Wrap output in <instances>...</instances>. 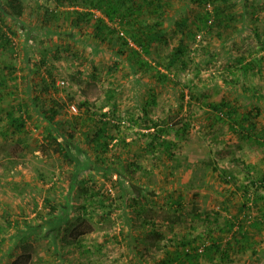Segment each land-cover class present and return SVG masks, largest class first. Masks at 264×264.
<instances>
[{
    "label": "rangeland",
    "instance_id": "obj_1",
    "mask_svg": "<svg viewBox=\"0 0 264 264\" xmlns=\"http://www.w3.org/2000/svg\"><path fill=\"white\" fill-rule=\"evenodd\" d=\"M35 1L45 0H24L28 5L27 16ZM49 3L52 1L49 0ZM208 8L212 10L213 5ZM206 9L203 6L199 9L193 4L188 11L179 9L175 14L193 18ZM239 11L240 4L234 5L232 12L238 14ZM95 13L100 14L98 11ZM245 20L244 24L236 22L239 26L234 33L222 26V29L215 27L213 31H198L193 38L187 30L185 42L188 52L182 62L167 70L162 64L166 63L180 37L179 32L170 31L169 40L156 43L151 55L146 56L153 66L146 72L135 71L124 56H119L116 52L118 45L111 49L106 42L97 43L89 27L71 29L57 26L58 30L44 31L35 19L30 22L28 19L16 21L19 32L15 38V51L8 50L1 58L14 60L19 68L25 64L29 68L26 72L31 74L28 83L32 86L30 92L35 104L45 109L53 104L49 101L51 99L64 104L57 119L63 120L65 126L56 129L68 132L67 121L74 114L68 111V106L73 104L78 111V104L86 101L93 110L109 112L113 121L120 123L121 132L131 147L129 152L115 143L114 150L108 153L110 158H114L111 154L119 148L117 151L122 152L125 158L129 154L124 162L126 168L119 170V167H114L115 163L109 168L102 167L95 162L93 152L80 143L79 135L63 143L65 138L61 134L57 136L58 131L54 129L56 141L45 137L47 120L42 115L37 117V109L33 111L26 132L0 138V192L8 184H32V188L33 184L53 182L76 185L71 194V200L77 202L71 207L74 213L61 209L59 215L40 218L50 222L47 229L53 232L50 255H53L54 249L59 252L67 240L74 239L72 235L80 233L76 236L78 247L72 257L67 250L63 252L66 264H154L153 259L161 252L162 243L156 244L152 238L148 239L145 228L150 226L144 223V218L155 220L165 231L169 230L168 218L180 216L176 215L174 208L169 209L168 195H161L159 190L163 189L160 184H179L186 189L182 209L184 215L181 213L183 217L170 229L184 231L191 229L193 204L198 211H209L210 214L224 205L222 198L229 192L225 184L236 183L227 181L224 182L225 187L222 186L217 176L219 172L228 170L235 176L238 185L251 179V176L257 178L264 173V146L241 139L225 121L211 126L206 103L223 99L236 106L240 113H256L252 97L244 88H259L264 93V69L257 71L255 67V70L245 72L243 65L262 54L254 26L258 27L259 36L264 40V9H258L252 20ZM217 31L222 32L221 37ZM231 47L235 54L233 57L229 53ZM211 51H215V56ZM43 58L51 71V76L45 73V81L42 78L45 70H41L40 74L38 71ZM156 69L166 73L171 82H156ZM232 70L235 72L233 76L230 73ZM226 77L234 81H226ZM45 84H50V87L45 89ZM111 88H116L115 98L108 101ZM262 102L263 110L257 118L259 128L264 126V98ZM140 116L142 119L138 120ZM152 122H157L156 126L152 125L154 134L158 132L161 138L172 140L175 144L173 157L167 163L161 161L159 149L148 148L149 137L145 133L149 129L146 124ZM184 123H189L190 127L180 130ZM62 144H66L67 156L60 149ZM75 173L77 176H74ZM22 174L23 179L17 180ZM80 179L84 181L78 182ZM81 184L92 185L109 195L106 199L109 206L105 209L113 211L109 221L95 220L100 213L96 207L99 211L94 217L78 219L83 202L78 194L83 190L81 187H85ZM157 191L160 193L157 200L146 203L141 217L132 220L136 214L131 207L124 208V202L131 203L132 195L142 194L146 199ZM69 215L73 221L70 218L66 221ZM122 224L127 232L123 239L119 233ZM56 230H61L63 235L56 234L57 237L54 234ZM85 233L95 236L90 239L80 237ZM103 234L110 236L107 242ZM85 246L88 252L84 251ZM254 249L255 254L250 248L232 253L228 258L217 257L211 262L203 259L201 264H264V237L259 238ZM31 250L29 264H40L37 248L32 246ZM40 260L42 264H54L50 260Z\"/></svg>",
    "mask_w": 264,
    "mask_h": 264
},
{
    "label": "trees",
    "instance_id": "obj_2",
    "mask_svg": "<svg viewBox=\"0 0 264 264\" xmlns=\"http://www.w3.org/2000/svg\"><path fill=\"white\" fill-rule=\"evenodd\" d=\"M51 1L52 3H49V0L35 1L29 16H27L28 5L24 0H0V138H7L11 135L16 136L26 132L33 111L37 109V117L42 115L47 120L45 137L56 141L58 134H61L65 138L63 143H68L71 139L74 140L76 135H79L80 143L93 152L95 162L98 165L109 168L115 163L114 167H119V170L126 168L124 162L129 158V154L125 158L123 153L117 150L122 148L130 152L131 147L121 132L120 123H115L109 112L95 111L84 101L78 104V111L74 112L67 121L70 130L64 132L61 128L56 129L65 126L63 120L57 119L64 104H59L53 99L49 100L53 104H50L46 109L35 104L33 102L35 98L31 94L32 86L28 83L31 74L26 72L29 68L25 66L26 64L19 68L14 60L6 61L1 58L6 51H15V38L19 32L15 25L16 21L20 22L22 19H28V22H30L35 19L44 27L42 28L44 31L49 29L58 30L57 26L71 29L89 27L91 35L97 43L106 42L108 46H111V49L118 45L116 52L119 56H124L135 71L146 72L153 68L146 56L151 55L153 46L156 43L162 44L169 40L170 31L179 32L180 37L178 43L168 55L166 63L162 64L167 70L172 69L173 66L184 60L188 52V46L185 42L187 30L193 38H195L198 31L203 29L213 31L215 27L222 29V26H226L228 30L232 29V33H234L238 30L240 21L244 24L245 19H253L258 9H264V0H235V2L233 0ZM193 4L199 9H202L203 6L204 8L207 7L208 10L200 12L201 15L193 18L175 14V11L177 12L179 9L188 11V8ZM238 4H240V11L235 14L232 10L234 5ZM209 5H213L212 10L208 8ZM95 11L100 14L97 15ZM254 32L261 42L260 51L262 54L255 60L252 59L243 65L245 72L255 70V67H257V71L264 69V40L259 36L257 26H254ZM217 33L221 37L222 32L217 31ZM210 53L215 56V51ZM229 53L230 57L235 56L232 47L229 49ZM238 59L240 60V57ZM39 66V74L41 70H45L42 73V78L45 81V73L47 76H51L50 68L47 67V60L43 58L42 64ZM20 69H22V72H18ZM156 72L157 74L154 76L156 82H171L166 73L159 69H156ZM230 73L232 76L235 75L233 70ZM225 80L234 81L230 77H226ZM23 82L28 84L25 85ZM49 85L45 84L44 88L48 89ZM115 89L111 88L109 90L108 101L115 98ZM244 91L252 97L251 100L256 113L252 112L253 114H250L244 111L240 113L236 106L223 99L206 102L210 111L208 117L212 121L211 126L225 121L231 130L240 135L241 139L264 146V126L259 128L257 121L263 110V105L260 103H263L264 93L259 88L252 87H245ZM68 108L70 109V106ZM139 119H142V116ZM152 125L156 126L157 122L146 124L149 129L145 133L149 137L148 148L150 150L159 149L162 153L161 161L167 163L173 157L172 148L175 144L172 140L161 138V134L158 132L154 134L151 131L154 128ZM189 127V123H184L180 130ZM54 129L58 131L57 136ZM115 143L119 148L111 154L114 158H110L108 153L112 149L114 150ZM60 149L67 156L66 144H62ZM76 174L74 176H77ZM217 176L222 186L227 181L236 183L225 184L229 192L222 198L224 205L219 206L218 211L214 210L210 214L209 211H198L196 204H193L191 210L193 214L190 218L192 221L191 229L184 231H170V229L184 215L182 209L187 194L186 189L179 184H172L171 186L160 184L161 189H163L159 190L161 195H168L166 200L169 202V209L174 208L177 212L176 215L180 216L169 217V230L165 231L161 225L155 223V220L144 218V223L150 226L145 228L148 239L152 238L156 244L162 243L161 252L153 259L154 264H201L203 259L211 262L217 257L228 258L232 253L244 252L250 248H253L254 254L256 253L254 245L259 241V238L264 237V192L262 191L264 190V173L257 178L251 176V179L240 185L237 184L235 176L230 174L228 170H222ZM75 180L77 181V177ZM81 181L84 180L80 179L78 182ZM54 183L56 182H53L52 186L47 188L43 205L44 210L39 211L38 216L43 215V212L46 215H59L61 209L70 211L72 205L77 204V202L71 200V194L76 187L75 184L63 186V191L59 193L58 190L55 192L58 184ZM81 185H85V187H81L83 190L79 191L78 194L83 199L82 212L78 219L92 218L95 216V212L97 213L100 210L95 220L97 222H102L105 219L109 221L110 213H113V211L105 210L109 206L106 203L109 195L101 189H95L92 185ZM150 195L152 194L150 193ZM157 196H160L158 191L154 195L146 197V199L142 194L132 195V202L129 203L126 200L124 208L129 206L133 209L136 215L131 218L132 220L133 218H140L144 210L143 207H146L149 199L150 202H155ZM55 200L58 202H55ZM119 206L121 207V204ZM111 221L114 222L115 220L112 218ZM197 221L200 222L201 226ZM119 230L122 239L127 236L124 224L120 226ZM104 236L107 242L110 236L107 234H104ZM31 248V244H24L22 253L9 264H29L32 257ZM86 250L89 251L88 248Z\"/></svg>",
    "mask_w": 264,
    "mask_h": 264
},
{
    "label": "crops",
    "instance_id": "obj_3",
    "mask_svg": "<svg viewBox=\"0 0 264 264\" xmlns=\"http://www.w3.org/2000/svg\"><path fill=\"white\" fill-rule=\"evenodd\" d=\"M21 177L23 174L17 180L23 179ZM62 185L69 186L70 184H58L60 188H56L55 192L57 190L59 193L62 192ZM50 186L52 184H33L32 188V184H8L2 187V192H0V264L12 262L21 253L24 244H31L37 248L40 264H42L41 258L46 261L50 260L54 264H66L63 262L64 250L71 253L69 257H72L74 249L78 247L79 239L76 236L80 233L72 235L74 239L67 240L59 252L54 249L53 255L49 253V248L52 247L53 232L47 229V223L50 224V222L47 219L41 220L48 217L45 212L41 216H38V213L44 210V199L47 195V188ZM69 218L74 220L69 215L66 221ZM54 234L63 235L61 230L54 231ZM94 236L89 233L80 235L86 239ZM86 248L85 246L84 251L88 252Z\"/></svg>",
    "mask_w": 264,
    "mask_h": 264
},
{
    "label": "built area",
    "instance_id": "obj_4",
    "mask_svg": "<svg viewBox=\"0 0 264 264\" xmlns=\"http://www.w3.org/2000/svg\"><path fill=\"white\" fill-rule=\"evenodd\" d=\"M69 111L71 112V113H74V112H76L77 111V108H76V106L75 105H70V109H69Z\"/></svg>",
    "mask_w": 264,
    "mask_h": 264
}]
</instances>
